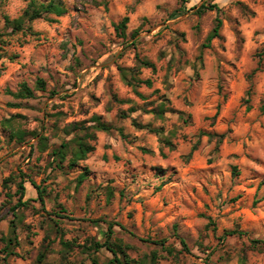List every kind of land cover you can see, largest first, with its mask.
<instances>
[{
	"label": "rangeland",
	"instance_id": "obj_1",
	"mask_svg": "<svg viewBox=\"0 0 264 264\" xmlns=\"http://www.w3.org/2000/svg\"><path fill=\"white\" fill-rule=\"evenodd\" d=\"M63 1L55 21L13 30L4 17L28 0H0V264H105L93 243L110 223L125 264H264V0ZM122 67L152 85L137 93ZM23 82L33 97L16 95ZM95 116L110 131L59 164L67 126Z\"/></svg>",
	"mask_w": 264,
	"mask_h": 264
},
{
	"label": "trees",
	"instance_id": "obj_2",
	"mask_svg": "<svg viewBox=\"0 0 264 264\" xmlns=\"http://www.w3.org/2000/svg\"><path fill=\"white\" fill-rule=\"evenodd\" d=\"M210 7L218 8V5L214 3V4H209V6H207L206 3H203L200 7V11L208 9ZM66 12H67V7L63 0H48V1L28 0L27 6L21 16L14 18V19H10L8 15H5L4 18H5L6 25L11 26L13 30H23L25 29L26 24H28L26 28L29 30H32L31 24L34 20L45 19L47 21L52 22L56 20V17L54 16H62ZM128 22H129V16L126 15L123 17V19H121L120 22L116 24V29L123 36L126 35V29H127ZM221 25H222V21L218 17L216 19V25L214 26L212 31L207 36L208 43H210V41L213 38L220 36ZM1 36H3V33L1 31V25H0V46L2 42L5 41L4 39L1 38ZM139 62H140L139 63L140 66L150 67V68L155 69V63L150 60L140 59ZM129 72H130L129 69L122 67L121 68L122 79L128 85H130L137 93H139L138 87L141 84H146L148 86L152 85L151 79L149 78L142 79L138 77L137 75L138 72H133L131 75L129 74ZM0 73H1V70H0ZM38 86L41 88H45V82L43 81V79H40L38 81ZM16 95L19 97H23V98L33 97L34 90L31 87H29L27 83L23 82ZM248 108L250 107L248 106ZM261 109L262 111H264V101L262 102ZM94 120H95V123L90 126L84 125L83 123H72L67 126V132L78 130V133L74 136L73 139L63 142L59 148L54 149L52 154L56 158V160L57 159L59 160V164L67 158V155L69 153H71V157L69 158V165L71 167L77 165L78 161L86 159L88 154L94 149V145L90 143L89 139L95 138L97 131H110L111 126L105 121H103L100 116H95ZM206 134L210 136L211 138L218 136L221 139L223 137V134H220V135L216 133H206ZM87 172H88V169H86L85 172L81 173L80 181L86 178ZM7 180H9V178L6 179L5 182H7ZM29 181L32 183V185H34L37 188L38 195L40 199L43 200L44 190L39 185H37L33 180H29ZM25 182L26 180L24 179L19 182L18 191L20 192V197H19L18 203L13 207V210H15V208L19 206L26 205L28 202V199L24 200V197L26 195V188H27L25 185ZM113 227H114V224L110 223L108 226V236L106 240L94 241L93 247L95 248L96 251L100 250L101 248H106L114 254V258L110 259L105 264H125L118 255L119 252H122L124 253V256L127 257L125 251H119L120 246L116 248L110 240L114 232ZM235 232H238V231L234 230L231 233H235ZM11 233L12 235L10 236V238H8V241H9L7 243L8 248H10L12 244L11 243L12 240H15V242H17L15 225H12ZM239 233L241 234L242 232L239 231ZM144 240L149 241L151 243L162 245L171 254L175 252L174 247L170 245H166L165 239H162V240L144 239ZM181 242L184 246V249L189 250L185 240L181 239ZM11 250L12 249H10V252H12ZM43 256L45 255L41 254L39 256V260H42ZM93 264H100V263L98 262L96 258H93ZM140 264H146V263L142 260Z\"/></svg>",
	"mask_w": 264,
	"mask_h": 264
}]
</instances>
